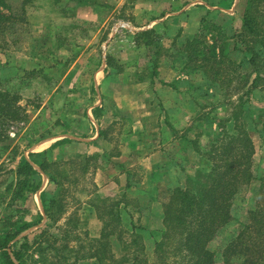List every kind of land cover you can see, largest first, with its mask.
<instances>
[{
	"label": "rangeland",
	"instance_id": "374dc122",
	"mask_svg": "<svg viewBox=\"0 0 264 264\" xmlns=\"http://www.w3.org/2000/svg\"><path fill=\"white\" fill-rule=\"evenodd\" d=\"M203 1L208 3L211 0ZM240 1L221 0L225 5H221L223 8L215 6L217 0L214 4L210 2L211 9H221V14L205 18L206 22L214 20L220 25L221 21L226 20L222 17L229 15L231 18L227 24L234 28L229 34H233L241 27L238 12L241 9ZM201 2L0 0V9L9 18L4 22L7 27L0 30V91L12 92L15 100L18 98L19 105L24 108L22 119H6L0 135V231L6 226L5 214L18 215V206L7 203L9 195H6L5 186L13 177L9 170L24 159L30 160L28 153L41 148L39 142L45 136L59 135L61 131L66 132L68 127L79 128L81 121L85 120L84 112L89 111V106L94 102L101 100L102 106L97 107L93 115L97 120L102 119L105 126L109 125L107 136L109 139L111 137L109 142H99L105 159H97L88 172L69 185L64 211H60L62 214L54 221L44 215L40 198L41 192L52 191L54 184L48 181L47 175H42L39 189L29 195L20 207L25 209L21 211L23 219L33 225L9 244L11 249H0V264H6L1 263L4 261V250H7L14 264H100L95 258H78L85 254L78 252L79 244L84 242L73 235L87 240L100 237L102 223L93 204L99 198L122 197L127 188L126 167H132L136 172L134 178L131 177L136 188H129L126 194L131 200H138L128 207L132 214L121 210L124 229L117 233L122 238L120 245L113 241L114 249L111 252L113 250L116 255L114 259L126 252L131 256L130 229L136 224L149 232L147 237L139 238L145 249L138 255L153 260V240L160 239V233L154 238L152 231L164 224L161 203L168 197L165 191L169 179L173 182L179 176L182 181L185 174L190 173L195 176V181L207 183L209 174L199 175L195 169H207L208 173L210 168L221 164L222 152L219 147L228 143L230 136L241 133L239 130L242 128L238 127L240 123L252 144L249 179L238 184L230 200L229 219L217 227L215 236L206 243V248L212 253L213 264H242L243 258L237 256L236 251L257 249L262 241L260 237L264 235V224L261 232H258L256 223L258 207L264 205V194H261L264 183V82L250 87L252 70L248 68L244 70L245 75L240 82L223 87L221 80L212 79L201 67H185L186 59L180 58L178 48L187 37L203 32L198 20L205 10L194 9L186 17L187 21L181 20L179 14ZM172 12L178 13L174 21L165 18ZM159 18H163L160 20H164V25L157 32L148 36L136 32L139 28L152 27V21ZM125 24L133 29L129 30ZM211 29L204 30L206 42L219 47L221 27ZM227 41L230 45L226 46V51L232 53L233 41ZM102 77L109 79V82H102ZM242 78L246 80L243 82ZM96 82L101 83L95 86ZM167 83H172V87ZM95 87L100 90L98 95ZM187 88L192 90L186 94ZM159 95L164 103L168 101L165 105L176 111L158 109L156 103L161 102ZM119 108L126 111L128 117ZM115 114L119 116L117 120L113 118ZM167 115L175 123V129L181 131L179 134L185 132L183 134L197 140V143L189 144L192 154L184 160L186 163L182 165L185 170H179L178 175L172 167V172L169 171V165L154 167L165 158L159 144L161 129L166 128L163 132L165 135H175L165 123ZM68 118L74 119V122L68 124ZM187 127L189 129L185 131ZM133 135L143 137L137 141ZM198 144L217 154L212 160L207 159L206 154L200 157V152H195L194 147ZM121 148H124V156L113 164L112 157ZM63 149L59 144L53 149V154L58 156L65 152ZM178 149L185 150L186 147L179 145ZM70 153V157L62 158L74 159V163L64 165L67 171L70 167L73 169L75 161H80L74 156L75 152ZM31 163L34 168H39L33 161ZM153 167L154 172H151ZM75 170L80 174L78 166ZM40 213L43 216L39 219ZM43 229L46 234L38 236ZM65 231L71 232L73 238L63 239ZM25 237L29 238L30 248L21 249L22 257L19 260L13 255L12 248L20 246ZM42 238L47 240L41 243V247L51 244L58 249H47L41 253L36 242ZM55 238L58 240L55 241ZM171 240H174L171 245L176 246L175 239ZM232 240H238L240 246L226 249ZM66 242L69 247L63 248ZM124 247H127L126 251ZM99 255L103 253L99 252ZM108 255L106 251L104 263H111ZM172 258L169 256L168 261Z\"/></svg>",
	"mask_w": 264,
	"mask_h": 264
},
{
	"label": "trees",
	"instance_id": "16d2710c",
	"mask_svg": "<svg viewBox=\"0 0 264 264\" xmlns=\"http://www.w3.org/2000/svg\"><path fill=\"white\" fill-rule=\"evenodd\" d=\"M217 1L219 2V0ZM226 1L230 2V0ZM210 2L214 4L216 0H211ZM210 2L208 3L210 4ZM239 5L241 6L240 11H238L241 18V27L238 30L236 29L233 34H229V31L234 30L230 23L227 24L228 19L231 18L229 15L222 17L226 20L224 22L221 21L220 25L214 20L206 22L205 18H202L200 23L201 31L203 32L187 37L178 48L180 58L186 59L185 67L190 69L201 67L212 79L221 80L223 87H229L236 82H240L241 77L245 75L244 70L248 68L252 70L250 87L258 82H264V0H241ZM216 15L217 12L214 13L213 17ZM7 19L9 18L0 9V30L4 26L7 27V23H4ZM220 27V46L218 47L217 44L206 42L204 30H210L211 28L218 30ZM151 33H154V30L142 31L140 35L148 36ZM227 38L233 41L232 53L226 51V46L230 45ZM149 43L151 42H147V44ZM245 80L246 78H242L243 82ZM167 84L169 86L173 85L172 83ZM191 90L190 88L189 92ZM23 111V106L19 105L18 98L15 100L12 92L0 91V135L2 134V128L6 119L17 120L23 116ZM167 117V125L175 132L176 138L183 139L181 143L186 148L189 147L190 143H197L195 138H189L183 134L185 132L179 134L178 132L181 131L176 130L174 125L169 121L170 117L168 115ZM236 119L237 117L234 119V122H236ZM238 127L239 129L240 127L242 128L239 130L241 133L230 136V141L219 147V151L222 152V160L219 166H213L208 173L207 169H195V173L199 175L204 173L206 175L209 174L207 183L195 181V176L188 173L183 178L184 181L186 180L185 183L183 180V182L180 181L179 176H176V182L171 183L168 188L166 187L167 190L165 192L168 194V197L166 201L161 203L164 224L156 231H152L154 238L157 233H160V239L156 238L155 241L153 240L155 252L153 260L139 257L138 255L139 252L143 251L142 249H145L139 238L147 237L149 232L145 227H140L136 224H133L130 229V235L132 236L130 240L131 244H129V249L132 248L131 256L126 252L118 259H114L116 255L113 250L111 252V249H114L113 241H117L120 245L119 240L122 238L117 233L120 232L119 230L124 229L121 223V210H126L128 214H132L128 207L138 200L136 198L131 200L126 191L123 192L122 197L119 199L99 198L96 200L93 207L102 223L100 237L98 239L87 240L73 235L75 239L88 243L79 244L80 249H78V252L81 251L85 254L80 257L76 256L78 258H95L100 264H213L212 253L206 248V243L215 236L217 227L229 219L230 200L236 193L238 184L249 179L251 139L244 130L242 123L238 124ZM188 129L187 127L185 131ZM108 131L107 128L101 131L100 134L106 136ZM194 147L195 152H200V157L206 154L209 160H212L214 155L217 154H212L206 147L199 144ZM29 156L30 160L24 159V161L19 162L9 170L13 173V177L5 186L6 195H9L7 203L18 206L16 210L18 215L5 214L3 216L6 226L0 231V249H11L9 244L23 231L33 225L32 222L23 219L21 211L25 209L20 208L25 204L28 196L35 193L41 185V173L34 168L31 163L32 161L39 166L40 170L47 175L48 180L54 184L52 191L45 190L40 194L44 215L50 221H54L64 211V199L69 185L77 182L78 178L82 177L85 172H88L90 166L94 165L97 159L100 158L98 154H74L76 159L78 158L80 161H75V164H72L74 166L73 169L70 167L67 171L64 165L74 163V159H62L59 155L55 156L52 149L39 153L30 152ZM176 163L177 165H174L176 166L174 169L178 175L177 172L179 170L183 171L185 169L182 161L178 160ZM76 166L80 168V174L75 170ZM135 174L131 173L130 175L133 177ZM65 183H68V185ZM125 187L133 188L132 183L128 180ZM261 194H264V183L261 186ZM6 195L3 194V196ZM258 208L256 223L258 224L257 230L259 232L264 224V205ZM42 216L40 213L39 219ZM45 232L46 230L43 229L38 236L46 234ZM172 235L175 236L172 238ZM73 236L71 232L65 231L62 238L67 240L73 238ZM263 237H260L262 241L258 243L257 249H240L236 251L235 254L243 258L242 264H264ZM171 239H175L176 246L171 245L174 241ZM23 240L24 242L20 246L12 248L14 249L12 251L13 255L19 260L22 257V250L30 248L28 245L29 238L25 237ZM45 240L42 238L38 240V243L36 242L37 248L41 253L47 249H58V247L51 244L41 247V243ZM57 240L55 238V241ZM94 242H97V244H94ZM228 245L226 249H237L240 246V242L232 240ZM68 247L69 245L66 242L63 248ZM124 249L126 251L127 247H124ZM106 251L109 254L108 258L111 259V263L103 262V258L105 257L103 255ZM99 252H102L103 255L100 256ZM2 254L4 261L1 263L14 264L7 250H4ZM169 256L173 257L170 259L171 261H168ZM43 261H45L44 257Z\"/></svg>",
	"mask_w": 264,
	"mask_h": 264
},
{
	"label": "crops",
	"instance_id": "0c3cea01",
	"mask_svg": "<svg viewBox=\"0 0 264 264\" xmlns=\"http://www.w3.org/2000/svg\"><path fill=\"white\" fill-rule=\"evenodd\" d=\"M223 4L224 3H221V0H219L218 4L215 5V6L217 7L219 5L220 8H223L222 6H225ZM211 7L212 6L209 3H207L206 1H203L202 0L201 4L197 5L196 7L188 8V9L180 12L179 16L181 15V20L184 19L185 21H187L186 20L187 19L186 17L189 14H191V12L194 11V9L196 10L197 8H202V9L205 10V13H204V15L200 16V18L198 20V26H199V23L201 22L202 18H208V17L210 18V17H212V15L215 12H217V13L221 12V9H219V10L218 9L212 10ZM177 14L178 13L172 12L170 15L166 16L165 18H169V19H171V20L174 21V18H176L178 16ZM219 14H221V13H219ZM160 19H163V18L157 19L158 21L157 20L156 21H152V23H151V26L152 27L139 28V29H137L136 32H142V31H146V30H154V32L155 31L157 32L159 30V28L164 25V20H160ZM200 25H201V23H200ZM125 26L128 27L129 30H132L133 29V27H131V25L125 24ZM166 27L168 28V24H166ZM187 35H188V33L185 34L183 37H185ZM102 82H109V79L105 80L102 77ZM100 83L101 82H99V83L96 82L95 83L96 84L95 86H98V84H100ZM167 86H168V84H167ZM95 89H96V93L98 95V93H99L100 90H98L99 89L98 87H95ZM189 91H190V88H187L186 89V94ZM159 97H160L161 102L158 101V103H156V106L158 107V109L165 108L167 111H176L174 108L165 105V103L167 104L168 101L164 103V101L162 100V98H163L162 96L159 95ZM101 106H102L101 100L99 101V103H95L94 102V104H92V105L89 106V111L84 112V115L83 116L85 117V120L81 121L82 124H79L80 125L79 128L76 126L77 128L76 127L75 128L74 127H72V128L70 127L71 129H69V127H68V128L65 129V130H67L66 132H62L61 131L59 133V135L52 134L50 136H45L42 139V141L39 142L41 148H37L36 151H31V152L32 153H39V152H43V151H48L50 149L53 150L57 145L61 144V147H63L64 148L63 150L65 151L62 154H60V153L58 154L61 158L69 157L71 155L70 152H73V153L75 152L74 154H98V155H100V159H105L104 157H106V155H104L103 148L101 147V145H100L99 142L100 141H103V143L104 142H107V141L109 142L110 139H111V137L109 139L108 136H107V134L105 136V135L100 134V132L103 131V130H106L109 127V125L108 126H105L104 125V122L102 121V119L97 120L96 118H94L95 116L93 115V112L96 111L97 107L100 108ZM118 110L121 111L122 114H124V115H126L128 117V113L126 111H123V109H121V108H119ZM167 114L169 116L171 115L170 112H167ZM115 115H114L113 118H115L117 120L118 119L117 117H119V116H117V115L115 116ZM123 116H122V118H123ZM157 118L160 120V116L159 115H157ZM79 119H77V123H79ZM66 121H67L68 124H70V123L74 122V119H69L68 118V119H66ZM169 121L173 125L175 124L173 121H171L170 118H169ZM165 123L167 124V122H165ZM71 126H75V125H71ZM169 129L170 128H168V130ZM165 130H166V128H162L161 129L162 135H161V137L159 139V144L161 145L160 150L162 151L161 153L163 154V156L165 158H163L161 160L162 162L160 161L159 163H157L159 165L154 164L155 165L154 167L157 168V166L160 167V166H163V165H166V166L169 165L168 166L170 168L169 171L172 172L171 171V167H172L173 168V172L175 173V169L174 168L176 166H174V165H177L176 162L178 160H180V161H182V163L183 162L186 163L184 160L186 158H188V156H190L192 153H191V150H190L189 147H187L185 150H183V149L182 150H179L178 149L179 145L180 146L183 145L181 143V142H183V139L182 138H176L175 135L174 136H171V137H170V135L169 136L168 135H165L163 133V132H165ZM133 137L136 138L137 141H139V138L141 140V137H143V136L133 135ZM124 141H125V139L123 140V142ZM127 141H128V139H127ZM170 143H171V145H170ZM167 144L170 147H168ZM177 145H178V147H177ZM126 147H128L131 150V148L129 146H126ZM165 149H166L167 152L165 151ZM163 150H164V152H163ZM123 152H124V148H121L119 151H117V153L114 155V157H112L113 158V161H111V162H113V164L116 163V162H118V160H120V158L122 156H124V153ZM109 158H106V159H109ZM166 159H167V162L165 161ZM154 167H153V169H152L151 172H154ZM35 169H37L41 173V176L42 175L43 176L46 175L45 173H43L42 170H40V168L35 167ZM133 170H134V168H132V167H126V173H127L126 174L127 175L126 176V179L130 183H132V187L134 188V187H136L135 186L136 183L133 182V180L131 178L132 176L130 175L131 173H136ZM148 172H147V174H148ZM167 173H168V171H167ZM174 173H171V174H174ZM127 180H126V182H127ZM139 180L140 179H138V181ZM142 182H144V181L142 180ZM169 182L170 183L167 184V188H168V186L171 185V183L172 184L175 183L176 180H174L172 182L169 179ZM125 189H126L125 190L126 192L129 191V188H125Z\"/></svg>",
	"mask_w": 264,
	"mask_h": 264
}]
</instances>
